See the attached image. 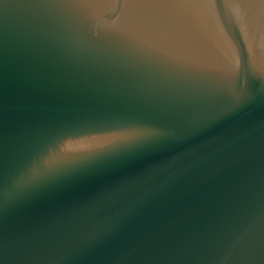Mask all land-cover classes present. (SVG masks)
<instances>
[{
	"label": "water",
	"instance_id": "95a60500",
	"mask_svg": "<svg viewBox=\"0 0 264 264\" xmlns=\"http://www.w3.org/2000/svg\"><path fill=\"white\" fill-rule=\"evenodd\" d=\"M0 264H264V0H0Z\"/></svg>",
	"mask_w": 264,
	"mask_h": 264
}]
</instances>
